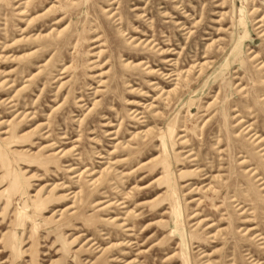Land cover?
Returning a JSON list of instances; mask_svg holds the SVG:
<instances>
[{
    "label": "rangeland",
    "instance_id": "374dc122",
    "mask_svg": "<svg viewBox=\"0 0 264 264\" xmlns=\"http://www.w3.org/2000/svg\"><path fill=\"white\" fill-rule=\"evenodd\" d=\"M0 264H264V0H0Z\"/></svg>",
    "mask_w": 264,
    "mask_h": 264
}]
</instances>
